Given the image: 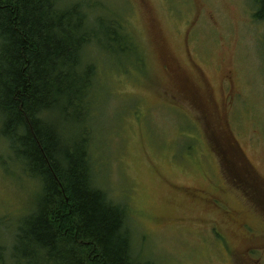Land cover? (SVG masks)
<instances>
[{"label":"rangeland","instance_id":"374dc122","mask_svg":"<svg viewBox=\"0 0 264 264\" xmlns=\"http://www.w3.org/2000/svg\"><path fill=\"white\" fill-rule=\"evenodd\" d=\"M75 3L118 23L131 50L89 47L97 76L87 122L68 130L51 120L67 139L86 134L75 140L89 144L95 186L124 208L134 257L264 264V22L255 1H61ZM192 189L218 207L189 197ZM37 192L0 135L7 258Z\"/></svg>","mask_w":264,"mask_h":264},{"label":"trees","instance_id":"16d2710c","mask_svg":"<svg viewBox=\"0 0 264 264\" xmlns=\"http://www.w3.org/2000/svg\"><path fill=\"white\" fill-rule=\"evenodd\" d=\"M61 1L0 0V135L38 191L0 264H141L124 208L95 186L89 144L75 140L86 134L69 140L51 120L68 130L87 122L97 76L89 47L125 57L131 44L115 21ZM254 1L264 22V0Z\"/></svg>","mask_w":264,"mask_h":264},{"label":"flooded vegetation","instance_id":"af4514ba","mask_svg":"<svg viewBox=\"0 0 264 264\" xmlns=\"http://www.w3.org/2000/svg\"><path fill=\"white\" fill-rule=\"evenodd\" d=\"M179 190V189H177ZM188 194L189 197L193 198V199H199L201 201H206V203H210L211 201H213V204H215L216 207H218V204H216L218 202L217 199L213 200L208 197H210L204 190H199V189H192V190H188ZM208 196V197H207Z\"/></svg>","mask_w":264,"mask_h":264}]
</instances>
